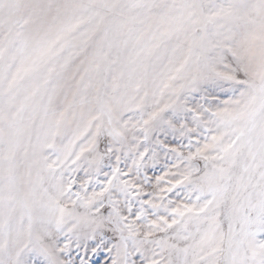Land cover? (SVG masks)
I'll return each mask as SVG.
<instances>
[{"label":"rangeland","instance_id":"374dc122","mask_svg":"<svg viewBox=\"0 0 264 264\" xmlns=\"http://www.w3.org/2000/svg\"><path fill=\"white\" fill-rule=\"evenodd\" d=\"M0 264H264V0H0Z\"/></svg>","mask_w":264,"mask_h":264}]
</instances>
